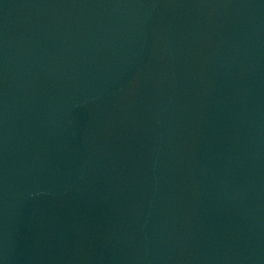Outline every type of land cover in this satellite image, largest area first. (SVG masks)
Segmentation results:
<instances>
[{"label": "water", "instance_id": "1", "mask_svg": "<svg viewBox=\"0 0 264 264\" xmlns=\"http://www.w3.org/2000/svg\"><path fill=\"white\" fill-rule=\"evenodd\" d=\"M0 264H264V0H0Z\"/></svg>", "mask_w": 264, "mask_h": 264}]
</instances>
